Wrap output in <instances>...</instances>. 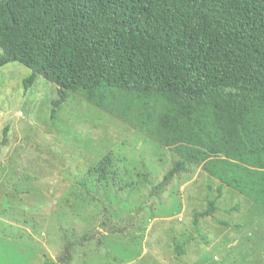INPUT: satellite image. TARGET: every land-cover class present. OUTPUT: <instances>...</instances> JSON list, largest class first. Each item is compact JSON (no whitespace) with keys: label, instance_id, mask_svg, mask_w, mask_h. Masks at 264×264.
<instances>
[{"label":"rangeland","instance_id":"rangeland-1","mask_svg":"<svg viewBox=\"0 0 264 264\" xmlns=\"http://www.w3.org/2000/svg\"><path fill=\"white\" fill-rule=\"evenodd\" d=\"M30 74L16 62L0 68V264L55 260L66 240L75 243L70 264H264V207L253 196L202 166L152 195L174 158L152 135L162 103L112 91L98 109L71 94L54 122L56 87L37 76L25 89ZM219 187L214 216L194 223ZM86 234L93 239L79 246Z\"/></svg>","mask_w":264,"mask_h":264},{"label":"trees","instance_id":"trees-1","mask_svg":"<svg viewBox=\"0 0 264 264\" xmlns=\"http://www.w3.org/2000/svg\"><path fill=\"white\" fill-rule=\"evenodd\" d=\"M0 49V68L31 70L25 89L37 76L55 85L51 121L71 94L98 109L112 91L162 103L152 135L174 158L152 195L202 166L264 207V171L242 166L264 170V0H0ZM110 166L106 156L100 180ZM220 197L219 187L193 222L213 217ZM74 245L43 264H70Z\"/></svg>","mask_w":264,"mask_h":264}]
</instances>
